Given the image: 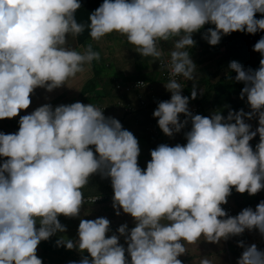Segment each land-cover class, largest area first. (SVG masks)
<instances>
[{
	"label": "clouds",
	"instance_id": "1",
	"mask_svg": "<svg viewBox=\"0 0 264 264\" xmlns=\"http://www.w3.org/2000/svg\"><path fill=\"white\" fill-rule=\"evenodd\" d=\"M79 8L80 0H0V119L27 109L34 88L71 87L100 59L91 44L80 50L67 45L70 36L85 30L75 17ZM206 23L214 28L206 29ZM87 29L94 41L109 33L113 39L123 36L126 48L132 45L129 55L136 51L159 61L169 77L164 87L170 98L152 116L169 137L191 123L186 142L150 149L142 170L137 139L119 122L122 113L118 120L105 117L101 106L77 101L44 104L19 116L15 133L0 132V158H6L0 160V264H42L35 254L38 243L65 232L58 215L77 217L82 204L103 199L81 191L100 181H88L97 172L110 179L115 215L129 214L134 226L120 224L106 237L107 218H81L76 239L55 241L57 247L87 252L69 264H182L177 257L186 243L201 238L217 243L253 227L264 235V200L239 213L231 205L235 196L264 190V35L252 46L259 66L245 69L230 61L235 76L222 82L243 103L202 116L192 100L204 89L194 78L200 63L192 54L200 50L195 40L211 45L201 51L210 57L222 35L244 32L254 41L264 30V0H102L89 13ZM169 40L172 49L165 56L160 44ZM122 82L111 88L118 105ZM256 135L259 142L251 146ZM237 246L243 251L236 264H264V250L243 241ZM199 264L212 261L201 257Z\"/></svg>",
	"mask_w": 264,
	"mask_h": 264
},
{
	"label": "trees",
	"instance_id": "2",
	"mask_svg": "<svg viewBox=\"0 0 264 264\" xmlns=\"http://www.w3.org/2000/svg\"><path fill=\"white\" fill-rule=\"evenodd\" d=\"M101 3L102 0H80V8L76 11L75 17L78 22L85 24V30L74 38H68L67 41V45L69 47L75 48L77 50H80L85 44H91L93 50L99 52L100 59L98 61L93 60L91 62V66L89 68L91 74L86 82H82L84 83L83 85L79 86L77 83L80 81V79H77V81L74 83H70V86L73 88L66 87L64 90H67L68 92L72 90L71 93L77 96V94H75L73 91H76L77 93L81 89V93L79 92L78 96H86L95 88L96 83L101 79H103L104 84L108 83L111 85L115 84V81L118 79H121L123 82L118 92L123 91V93L119 95L118 99L119 104H123V108L120 109V111L122 110L123 117L121 120H119L122 129L127 130L131 127H138L140 129H143V127H149L148 129L152 128V130L148 133V138L150 139L149 142L152 143L158 140L160 137V132H157L155 128L157 127L159 129L156 123L157 118L152 116V112L157 107V104H155L154 101H156V99L162 93L159 83L161 82V85L164 86L169 77L165 68L160 66L159 61L153 60L152 57L141 56L136 51L134 52V55H130L128 57V59L132 62L130 64V71L122 72V68H124L123 65L115 67L113 64H106L104 51H110L111 48L108 44L103 45L102 42L106 41L104 38L110 40L112 38V34L109 33L100 40L94 41L89 37L87 29L89 13ZM204 26L206 29L209 27L214 28V25L207 23ZM233 33L234 31L230 34L222 35L218 42L221 44H218L215 47V51L213 50V57H217L215 62L217 66L216 70L212 71L211 74H207L208 70H204V72H202L198 77L197 83L199 86L204 87L203 93L200 97L196 96V98L192 100L195 102L194 105L199 107L200 115L202 116H207V111L210 109H229L239 104L238 97L231 96L230 93L227 90H224L222 86L224 76H235V72L228 67L230 61H237L245 69H256L259 66L260 54L256 51H253L252 46L261 35H264V30L258 31L259 34L256 35L254 41H251L247 33L242 32V36H232ZM192 35L193 34H191V37ZM160 45L165 56H167L168 52L172 49V41L169 40L167 42H161ZM188 51L190 55L191 52L190 50ZM193 62L194 64L197 63L195 60ZM226 69L227 71L224 74H219L220 71ZM134 72H136V74H134ZM78 76V78H80L81 74H78ZM212 79L215 82L214 84L212 83ZM189 81L190 80H188V83ZM182 82L186 83L187 80L182 79ZM191 86H193V83L189 85V88ZM242 87L243 84H241V88ZM55 89L53 91H56ZM129 94L133 99L136 100L135 102H137V105L125 103L124 99L125 97L130 96ZM55 101H62L61 97ZM18 115L21 116L22 112ZM105 117L114 118L110 115ZM190 126L191 123H187L185 125L186 131L189 130ZM14 127L18 128L19 126L16 123ZM182 129V132H185L184 128ZM258 142L259 135H256L252 138V140L249 141V144L254 146ZM89 188V190H91L90 195H99L103 197L102 200L95 203L94 205L104 204L107 202L104 198L106 195L112 199L113 191L111 182L110 179L106 177H101L100 181L90 185ZM103 190H108V193L107 191L103 192ZM260 196H262V198H260ZM261 200H264V190L251 196H235L232 199L231 205L239 213L241 209L245 207H251L253 210H255L256 204ZM111 228L112 227L109 226L110 230ZM237 241H243L244 246L255 244L258 250H264V235H262L255 227H253L251 230L245 229L244 232L239 235H230V239L228 240L221 239L219 246L221 249L210 248L209 256L214 255L217 260H220V262L225 261L226 264H236L237 259L240 257L243 251L242 247L237 246ZM120 243L124 244V242Z\"/></svg>",
	"mask_w": 264,
	"mask_h": 264
},
{
	"label": "rangeland",
	"instance_id": "3",
	"mask_svg": "<svg viewBox=\"0 0 264 264\" xmlns=\"http://www.w3.org/2000/svg\"><path fill=\"white\" fill-rule=\"evenodd\" d=\"M71 38V36L69 37ZM125 38L122 36V39H113L112 42L111 40H106L104 42H102V44H110L111 43V52L110 51H104V56L106 59V64H116L115 60L116 59L114 56L116 55L117 58H120L122 55V58L119 61H122L125 57L126 54H131L132 51L128 52V48H130V46H132L131 44H128L127 48H126V43L123 41ZM120 40H122V42H120ZM128 43V42H127ZM195 43H197V45L200 47L199 51H195L192 54L195 55L196 60H198L200 63L199 65L196 67V71L197 72L198 69L202 68V70L195 74L194 73V78H197L201 75L202 72H204V70H208L207 74H211L212 71L216 70L217 66H216V58L215 57H210V55H204L201 51H204L206 48H210L211 45H209L207 42L203 41L201 38L198 40H195ZM194 43V44H195ZM193 47V46H192ZM191 47V48H192ZM114 48H116V50L114 51ZM190 48V49H191ZM188 49V50H190ZM126 53V54H124ZM115 54V55H114ZM89 75L91 74L90 69H87ZM226 70L220 71L219 74L222 75L224 74ZM79 77V76H78ZM77 77V79H78ZM77 79H75L74 81H72V83H74L75 81H77ZM229 77L228 76H224L223 77V82H229ZM212 83L214 84L215 82L212 79ZM79 86L83 85L82 81L80 80L77 83ZM64 84H61L59 87H56V91L59 92L60 87H62ZM74 93H76V91H73ZM78 99L74 98V102H77ZM238 103L241 104L243 103V99L238 98ZM68 104H70L68 102ZM22 115L27 114V109L21 110L18 112L21 113ZM16 118L12 117V118H4V119H0V132L7 134V131L9 133V131L13 130L11 127H13L16 124ZM256 118V117H255ZM258 125V121L257 119L252 121L251 123V127L252 130H255V128ZM150 139H147V143L149 142ZM142 143V142H140ZM143 154V149H141V151H139V155L141 156ZM1 160V158H0ZM140 160V159H139ZM137 160V161H139ZM145 162H138V166L140 168H142ZM101 174L99 172H97L96 174H90L88 181H90L91 183H94L95 180L101 178ZM83 191V190H81ZM108 193V190H103V192ZM262 191V190H260ZM258 191V192H260ZM107 196V195H106ZM107 202H105L104 204H82L81 209H80V213L77 217H65L63 215H58L57 219L59 220V222L65 226V232L60 233L57 232L56 234L52 235L49 237L48 240H42L38 243L36 250H35V254L38 258L41 259L42 264H69V261H79L82 256H87V252H83L81 253L80 251H78L75 247L71 250L65 249L63 247V245L57 247L55 241L60 238L61 236L65 237V238H70V239H76L77 238V227L79 224V220L81 218L83 219H95L96 217H105L108 219L109 221V226H111V230L106 233V237L108 235H111L113 233H116V229L120 224H126L127 227L130 229L131 227L134 226V222H133V218L129 215V214H125L123 213V211H120V215H115L114 213V209L112 207L111 204V200L109 196ZM260 198H262V196H260ZM113 225V226H112ZM37 227L39 226L38 224L36 225ZM119 235V234H117ZM118 242H124L123 237H120ZM220 246V241L217 243H212V242H208L203 240L202 238L197 241L194 244H185V248H186V252L180 256H178L177 258L181 260L182 264H199V260L201 257H207L208 259H210L212 261V264H226L225 261L224 262H220V260H217L216 257H214V255L209 256V250L210 248H214V249H221L219 248ZM90 259V257H89Z\"/></svg>",
	"mask_w": 264,
	"mask_h": 264
},
{
	"label": "crops",
	"instance_id": "4",
	"mask_svg": "<svg viewBox=\"0 0 264 264\" xmlns=\"http://www.w3.org/2000/svg\"><path fill=\"white\" fill-rule=\"evenodd\" d=\"M110 48H112V47L110 46ZM115 50H116V48H114V51ZM127 50H128V52H130L129 49H127ZM124 54H126V53H124ZM122 56L120 58H117L116 55L114 56L116 58V59H114L116 62V64H114L115 67L123 65L124 68H122L123 69L122 72L130 71L131 70L130 64L132 63L131 60L128 59V57L130 55L126 54L124 59L122 61H119L122 58ZM119 73H121V72H119ZM134 74H136V72H134ZM131 75H133V74H131ZM89 76L90 75L88 73V70H86L83 74H81L80 78H78V79H80L82 82H86L88 80ZM118 77H120V76H118ZM119 81H121V79H118L117 81H115L114 85L117 86L119 84ZM103 82H104L103 79L99 80L96 83L95 88L92 91H90L86 96H81V95L78 96V93L80 92V90L77 93H75V94H77V96H75L74 94L71 93L72 90L70 92H68L67 90H64V88L68 87L66 85H63L62 87H60L59 92L53 91L55 88H53L51 91H47L45 88L38 86V87L34 88L33 91L29 94L30 104L27 108V114L32 112L35 108H37L41 105H44V104H49L54 108L57 105L68 104V102L73 103L74 98H76L82 104L92 103L93 105H95L97 107L101 106L102 113H104V116L110 115V116H113L115 119L118 120L120 118L121 113H122V110L120 111V109L123 107V104L118 105L115 103L116 99L113 96H111L114 93V91L111 92L112 85L105 83L106 85L104 86ZM159 87L162 90V93L156 99V101H154L155 104H158L160 101H165V100H168L170 98L169 91L166 90V88L161 85V82L159 83ZM121 93H123V91L118 92L119 95ZM98 95L101 96L103 99H106L107 102L99 101L97 99ZM58 96L61 97L62 101H55L56 99L60 98ZM121 97H123V96H121ZM110 99L112 100V102H110ZM124 101H125V103H130L131 105L132 104L137 105V102H135L136 100L133 99L131 97V95L125 97ZM178 118L180 120H183V114H178ZM18 119H19V115L17 114V118H16L17 124H18ZM11 128L13 130L9 131V133H15L18 130V128L14 127V126ZM148 128L143 127V129H140L138 127H131L129 129H127L137 139L139 151H141V149H143V154L141 156L138 154L137 160H139V159L140 160L137 161V163L138 162H140V163L145 162V164H144L145 166H146V162L149 161L151 158L150 157V149H154L157 145H159L161 143H166L169 146H173L177 143L183 145L186 142V140L184 138V132H182L183 129H181L180 132L174 133L171 137H169V136H166L165 134H163V132L161 130H159L157 127H155L157 132H160L159 133L160 137L158 138V140H156L152 143H150V142L147 143V139H149L148 133L152 130V128L151 129H148ZM184 131L186 132L185 127H184ZM140 142H142V143H140ZM2 159H6V158H1V160ZM145 166H143L141 169L143 170L145 168ZM81 190H83L82 191L83 196L90 195L91 190H88L86 187L82 188Z\"/></svg>",
	"mask_w": 264,
	"mask_h": 264
},
{
	"label": "built area",
	"instance_id": "5",
	"mask_svg": "<svg viewBox=\"0 0 264 264\" xmlns=\"http://www.w3.org/2000/svg\"><path fill=\"white\" fill-rule=\"evenodd\" d=\"M97 200H98V198H97L95 201H97ZM95 201H94V202H95ZM89 202H90V201H89Z\"/></svg>",
	"mask_w": 264,
	"mask_h": 264
}]
</instances>
